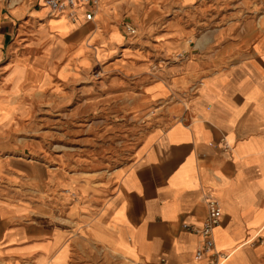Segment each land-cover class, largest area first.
<instances>
[{
    "label": "rangeland",
    "instance_id": "rangeland-1",
    "mask_svg": "<svg viewBox=\"0 0 264 264\" xmlns=\"http://www.w3.org/2000/svg\"><path fill=\"white\" fill-rule=\"evenodd\" d=\"M104 2L94 27L66 38L74 26L64 16L47 18L39 0H11L23 16L0 52V201L67 224L84 221L78 207L133 157L149 130L178 120L205 87L202 79L238 59L264 12V0ZM125 24L134 37L124 34ZM170 34L182 39L176 51L163 47ZM71 39L81 44L75 58L65 50ZM77 232L73 264H128L90 228Z\"/></svg>",
    "mask_w": 264,
    "mask_h": 264
},
{
    "label": "crops",
    "instance_id": "crops-1",
    "mask_svg": "<svg viewBox=\"0 0 264 264\" xmlns=\"http://www.w3.org/2000/svg\"><path fill=\"white\" fill-rule=\"evenodd\" d=\"M175 1L186 7L198 0ZM10 2L0 0V52L23 16L22 8ZM28 17L43 20L40 24L48 18ZM81 17L66 38L98 23ZM172 35L161 40L167 51L182 46L180 36ZM245 37L250 42L238 59L206 75L205 87L182 108L179 119L149 130L133 157L78 207L84 221L67 224L55 215L34 214L27 205L0 201L5 209L0 214L1 263L73 264L72 238L80 237L78 229L90 228L98 244L128 264H202L194 258L200 238L191 229L203 222L207 194L221 209L212 240L217 252L228 255L222 264H264V12ZM73 40L65 47L72 56L81 45ZM35 216L51 223L35 222ZM87 220L90 224L84 225ZM14 244L20 247L5 250Z\"/></svg>",
    "mask_w": 264,
    "mask_h": 264
},
{
    "label": "built area",
    "instance_id": "built-area-1",
    "mask_svg": "<svg viewBox=\"0 0 264 264\" xmlns=\"http://www.w3.org/2000/svg\"><path fill=\"white\" fill-rule=\"evenodd\" d=\"M97 5L98 0H42V8L47 17L62 15L72 22L76 17L77 10L83 16L84 22H92ZM124 34L127 37H134V27L125 24ZM202 201L205 207L203 222L199 227L191 229L200 238L199 246L194 251V258L202 260V264H222L226 255L220 254L214 249L212 240V231L220 221V208L218 202L207 194L203 195Z\"/></svg>",
    "mask_w": 264,
    "mask_h": 264
},
{
    "label": "bare ground",
    "instance_id": "bare-ground-1",
    "mask_svg": "<svg viewBox=\"0 0 264 264\" xmlns=\"http://www.w3.org/2000/svg\"><path fill=\"white\" fill-rule=\"evenodd\" d=\"M97 6H98V5H97ZM96 8H97V7H96ZM95 10H96V9H95ZM95 15H96V11H94V18H95ZM64 17H65V16H64ZM65 18H66V17H65ZM79 18L82 19V17H81V15H80L79 11L77 10V11H76V18L74 19V21H75V22H78ZM66 20H68V22H70V23H73V22L70 21L68 18H66ZM225 145H226V143H225ZM226 147L228 148L227 145H226ZM219 208H220V206H219ZM220 211H221V209H220ZM226 257H228V255H226ZM226 259H227V258H226ZM226 259H225V260H226ZM225 260H224V261H225ZM224 261H223V262H224Z\"/></svg>",
    "mask_w": 264,
    "mask_h": 264
}]
</instances>
